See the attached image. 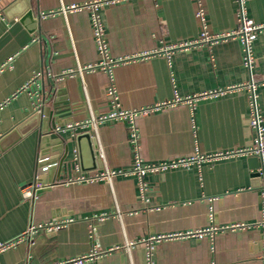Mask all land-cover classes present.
<instances>
[{"label": "crops", "instance_id": "crops-1", "mask_svg": "<svg viewBox=\"0 0 264 264\" xmlns=\"http://www.w3.org/2000/svg\"><path fill=\"white\" fill-rule=\"evenodd\" d=\"M88 1L0 0V69L6 64L0 70V241L35 227L0 254V264H65L93 250L98 257L81 264H147V238L209 227L220 229L212 236L153 242L151 264H264L263 181L253 177L258 169L252 157L204 161L142 179L122 174L110 181H71L78 174L132 167L128 119L90 124L111 110L109 87L122 109L138 110L250 78L260 81L264 32L252 43L251 70L239 39L176 51L167 60L158 53L163 46L199 35L194 0L104 4L97 15L109 55L136 59L109 71L79 72L78 66L99 61L91 13L59 10ZM201 3L211 32L237 28L235 0ZM244 8L254 23H264V0H244ZM58 102L66 105L62 116L70 122L58 119L52 133L62 142L54 145L46 131L50 119L38 124L36 114ZM256 102L264 122V84L256 87ZM37 105L40 113L34 112ZM135 126L143 163L248 148L254 136L246 90L153 108L138 115ZM42 160L50 161L40 165ZM36 174L41 187L25 197ZM236 224L246 227L221 229Z\"/></svg>", "mask_w": 264, "mask_h": 264}, {"label": "built area", "instance_id": "built-area-1", "mask_svg": "<svg viewBox=\"0 0 264 264\" xmlns=\"http://www.w3.org/2000/svg\"><path fill=\"white\" fill-rule=\"evenodd\" d=\"M121 1L126 0H89L86 4L83 5H75L72 4L70 6H61L60 10L63 14L70 12V11H77L81 9H88L91 13V22H92V32L93 37L96 43V49L99 56V61L94 64H89L87 66L81 67L78 66V71L83 72L87 70H96L101 69L104 71H109L112 67L116 66L117 64H124L131 60L136 59V56H126V57H119L113 58L109 55L105 34L102 28V25L99 21L97 11L100 7L104 4H115ZM237 3V28L232 31H223L220 33H213L208 29L206 23V17L203 5L201 0H194V17L199 24V35L190 40L170 44L167 46H163L158 53L163 54L167 60L170 59L172 54L176 51H189L201 48L203 46L210 47L213 44L218 42H223L230 39H239L243 46L244 52V65L251 70L252 66V43L256 39L257 35L261 32H264V23H254L250 18L247 17L245 8H244V0H235ZM3 17V10L0 4V19ZM4 64L3 67H5ZM1 68V69H2ZM0 69V70H1ZM259 84H264V78L260 81H255L252 78L246 84H240L231 86L228 88H218L209 92H202L200 94H196L193 96H185L183 98L175 96L171 102H166L163 104H159L154 106L153 108H159L168 105H174L179 103H188L193 105L196 100L205 99L210 97H219L223 96L229 92L239 91V90H246L249 94V126L253 131V143L248 148L236 149V150H226V151H217L213 153L207 154H200V155H193L186 158H179L177 160H172L169 162H158V163H143L142 160L139 158L137 151H138V134L137 129L135 126V118L139 116L147 115L153 108H141L138 110H124L122 109L117 101V96L113 86L107 89V98L109 99V104L111 106V110L105 115L93 117L91 119L90 124L96 126L98 122L106 120V119H128L130 123V142L133 144L135 155L132 159V167L130 170H110L105 169L104 172L96 173L92 175H82L78 174L71 179L72 182H97L101 180H108L110 181L116 175H127V174H134L138 176V178L142 179L148 173H161L167 169H173L178 167L188 168L190 165L194 163H201L204 161H215L224 158H232L236 156H247V157H256L259 161V167L257 172L259 173L260 178L263 181V191L261 193V197L264 201V122L261 112L258 108L256 102V87ZM41 106L37 105L35 107L34 112L40 113ZM42 112V111H41ZM67 127L70 128V125ZM39 174H36L35 181L32 185L27 186L23 190V195L25 197H34L35 190L41 187V184L38 182ZM144 184L141 181V191H144ZM264 217V212H263ZM262 225L264 226V218ZM49 228L53 227L52 224L48 225ZM246 225L244 224H236L230 227H223L222 230L226 229H235V228H245ZM220 228L216 227H209L204 230H196L194 232H186V233H177L172 235H158L154 237L147 238L146 245H147V264H151V251L153 250V242L162 241L165 239H180L186 238L189 236H197L198 238L203 237L204 235H213L216 230ZM35 230V227H30V229L21 234L18 238L6 241H0V254L6 252L10 249H13L18 244L23 242L30 234H32ZM144 241V240H143ZM262 248L264 251V232L262 237ZM93 257H98V254L95 250L90 252L86 256H81L80 258L74 260H66L63 263L65 264H81L86 259H90Z\"/></svg>", "mask_w": 264, "mask_h": 264}, {"label": "water", "instance_id": "water-1", "mask_svg": "<svg viewBox=\"0 0 264 264\" xmlns=\"http://www.w3.org/2000/svg\"><path fill=\"white\" fill-rule=\"evenodd\" d=\"M29 4V3H28ZM31 11H28L27 12V17H29L31 15ZM65 109H66V105H64L63 103L61 102H58L56 104V106L52 109V110H49L47 108H44L42 110V113L41 114H36V118H38V124L39 122H41V124L43 125L44 121H46V119L48 120V118L50 119V128L47 129L46 131L50 134V138L54 140L53 144H59L61 141V139H58L59 137L57 136L56 133H52V130H55L56 129V124L57 122H59V118H62V122L63 124H67L70 122V120H66L65 118H63L62 114L65 113ZM47 117V118H46ZM60 123V122H59ZM64 158L61 159V163L63 161ZM252 160H254L255 162V166L254 168L255 169H258L259 167V164L257 162V158L256 157H252L250 158ZM50 160H42L40 162V165H43V164H46V162L48 163ZM60 170H61V167H60ZM253 177H259V173L256 171L253 173ZM38 182H40V179H38ZM41 191V190H40Z\"/></svg>", "mask_w": 264, "mask_h": 264}]
</instances>
